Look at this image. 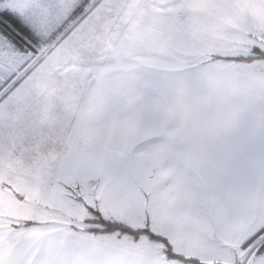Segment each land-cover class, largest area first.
I'll return each mask as SVG.
<instances>
[{"label": "snow or ice", "instance_id": "obj_1", "mask_svg": "<svg viewBox=\"0 0 264 264\" xmlns=\"http://www.w3.org/2000/svg\"><path fill=\"white\" fill-rule=\"evenodd\" d=\"M0 264H264V0H0Z\"/></svg>", "mask_w": 264, "mask_h": 264}]
</instances>
